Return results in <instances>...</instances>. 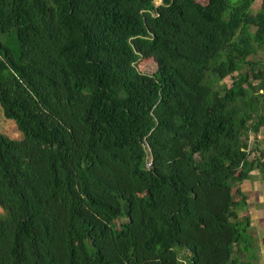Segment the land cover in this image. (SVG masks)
<instances>
[{
	"label": "trees",
	"instance_id": "trees-1",
	"mask_svg": "<svg viewBox=\"0 0 264 264\" xmlns=\"http://www.w3.org/2000/svg\"><path fill=\"white\" fill-rule=\"evenodd\" d=\"M153 2L0 0V264L258 259L264 0Z\"/></svg>",
	"mask_w": 264,
	"mask_h": 264
},
{
	"label": "rangeland",
	"instance_id": "rangeland-1",
	"mask_svg": "<svg viewBox=\"0 0 264 264\" xmlns=\"http://www.w3.org/2000/svg\"><path fill=\"white\" fill-rule=\"evenodd\" d=\"M198 2L203 3L204 0H197ZM259 0H254L253 9L256 8V4ZM160 0H154V4H159ZM0 40L4 42L8 48L10 49L13 56L17 55V43L15 40V36L13 34L3 35L0 36ZM249 59L252 60H261L264 62V46L257 50L253 56H250ZM136 68L144 73V74H151L155 70V63L150 59H140L136 62ZM224 82L228 85L230 83L229 78H224ZM0 132L6 135L10 139H20L21 134L16 129L12 120L5 118L2 114V110L0 107ZM248 146L247 149L249 151V158L257 157L260 160L264 161V127L260 128V132L257 135L253 133H248ZM252 176L247 180H243L239 187L241 191L245 194L246 199L249 200V204L246 205L245 208H241L237 215L239 217L243 216L244 214H248V207H261L262 211L252 210L253 223L251 227L248 229L247 234L250 238L259 239V246H264L262 237L264 236V177L259 173L254 171L251 172ZM248 203V202H247ZM259 203L260 205L256 204ZM262 212V214H259ZM0 215H3V212L0 209ZM250 217V216H249ZM115 224L119 222V220L114 221ZM258 258V255H257ZM253 264H264V259H257Z\"/></svg>",
	"mask_w": 264,
	"mask_h": 264
},
{
	"label": "crops",
	"instance_id": "crops-1",
	"mask_svg": "<svg viewBox=\"0 0 264 264\" xmlns=\"http://www.w3.org/2000/svg\"><path fill=\"white\" fill-rule=\"evenodd\" d=\"M252 174V173H251ZM247 204H249V200H247ZM258 205H260L259 203H256ZM261 207H248L247 210H248V215L250 216V227L253 223V217L251 214H252V210H257V211H262V209H260ZM259 214H262V212H259ZM249 227V228H250ZM259 239H256V238H252V241H253V248L256 252V254L258 255V259H261L263 258L264 259V246H259V244H261L262 242H259L258 241ZM262 240H263V244H264V236L262 237Z\"/></svg>",
	"mask_w": 264,
	"mask_h": 264
}]
</instances>
